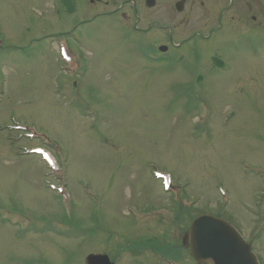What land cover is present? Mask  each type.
<instances>
[{"label":"rangeland","instance_id":"374dc122","mask_svg":"<svg viewBox=\"0 0 264 264\" xmlns=\"http://www.w3.org/2000/svg\"><path fill=\"white\" fill-rule=\"evenodd\" d=\"M144 1L143 28L173 23ZM212 1L187 0L160 55L169 34L98 16L112 5L0 0V264H134L128 241L178 248L202 214L264 228V6L225 0L220 24Z\"/></svg>","mask_w":264,"mask_h":264},{"label":"flooded vegetation","instance_id":"af4514ba","mask_svg":"<svg viewBox=\"0 0 264 264\" xmlns=\"http://www.w3.org/2000/svg\"><path fill=\"white\" fill-rule=\"evenodd\" d=\"M145 1H144V5L146 6ZM262 2H264V0H258V2L256 0H251V2L248 1L247 3H245V6L248 7V9L256 8L258 11L259 8L264 6ZM97 3L103 6L104 8H107L110 5H112L113 7H116L114 11H111V12L104 11L99 16L106 17L107 19H109L115 14H118L119 15L118 19L126 27L134 24L135 30L140 31V32H146L148 31V29L150 30L156 29L158 32L162 33L164 38L168 37V35L165 34V33H168L170 43H172L171 46L173 47L174 40H175V33L176 31L179 30V28H181L180 26H182L187 0H172V1L165 0L164 9H163L164 16L165 18H167V20L171 19L173 23L171 22L170 23L169 22L160 23L158 21H154L153 23L149 25L147 29L142 27L143 25L141 23L142 11L141 12L139 11L136 0H119V1L118 0H97L96 4ZM224 4H225V0H213L211 3V7H212L211 13L215 14L217 9L218 10L221 9V11H218V14H216V18L218 22H220V24H222L225 15L229 13V9L232 8L231 6H228V5L224 6ZM200 5L203 6V3H201ZM214 8L216 10H214ZM148 9H152V8H148ZM180 9H183V11H181ZM239 9H242V7L237 8L236 12L238 14L239 13L244 14L243 10H246V9H242L241 11ZM216 18H215V21H216ZM257 19H259V17L257 15H253L251 16L250 21L255 22ZM174 20H178L177 25L174 24ZM262 24L263 23H258V26H256L258 30L261 29L260 27L262 26ZM246 26L250 27L248 23L246 24ZM162 46H165V44H161L158 46L159 51L161 50L160 48ZM166 46H170V45H166ZM168 51H170V48H168L167 52ZM181 221L182 220H180V222ZM236 226H237L236 228L240 231V233L242 235H245L243 227H241V225L238 224L237 222H236ZM184 231H185L184 235L181 237V243H179L178 248L177 247L175 248V246H172L174 253L178 252L179 255L181 254L180 256H183V252H184L185 256L187 255V258L188 257L190 258V260L188 259L190 261V264H202V263L196 262L191 254L189 227H186ZM246 241L247 243L251 245V248L254 252H257L258 254H260L258 249L256 248V243H254L253 240L251 241L250 236L246 238ZM126 251L127 253H129L131 257L133 256L132 258H133L134 264H170L169 256L165 254L166 252L171 251L170 245L159 243L158 241H155V238L153 237L141 238L140 240L128 241V246H127ZM148 252L152 256V261H151V258L149 260L146 259ZM143 259L146 261V263Z\"/></svg>","mask_w":264,"mask_h":264},{"label":"water","instance_id":"95a60500","mask_svg":"<svg viewBox=\"0 0 264 264\" xmlns=\"http://www.w3.org/2000/svg\"><path fill=\"white\" fill-rule=\"evenodd\" d=\"M147 6H154L147 0ZM191 251L198 262L210 264H258L250 246L222 221L210 216H202L190 231ZM87 264H113L105 255H90Z\"/></svg>","mask_w":264,"mask_h":264},{"label":"trees","instance_id":"16d2710c","mask_svg":"<svg viewBox=\"0 0 264 264\" xmlns=\"http://www.w3.org/2000/svg\"><path fill=\"white\" fill-rule=\"evenodd\" d=\"M62 1H64V2H68L69 0H62Z\"/></svg>","mask_w":264,"mask_h":264}]
</instances>
